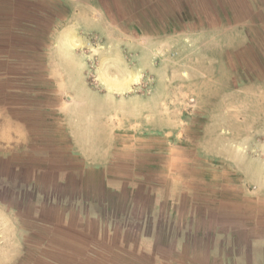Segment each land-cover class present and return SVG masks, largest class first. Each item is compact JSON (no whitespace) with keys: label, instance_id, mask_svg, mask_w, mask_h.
<instances>
[{"label":"crops","instance_id":"obj_1","mask_svg":"<svg viewBox=\"0 0 264 264\" xmlns=\"http://www.w3.org/2000/svg\"><path fill=\"white\" fill-rule=\"evenodd\" d=\"M60 1L90 7V28L108 20L104 6L114 3ZM186 1L189 10L196 5ZM217 2L202 0V7L217 12L218 23L201 18L218 29L190 37L210 38L203 50L223 55L221 69L232 53L240 70L264 71V0ZM18 48L14 37L0 36V165L14 172L4 175L0 166V264H264V188L254 184L264 174L243 172L250 159L240 165L220 148H204L196 169L179 173V159L158 149V126L131 143L103 117H36L45 96L33 87L36 63L14 58ZM256 75L232 90L242 94L249 83L257 91L264 79ZM25 152L26 164L19 160Z\"/></svg>","mask_w":264,"mask_h":264},{"label":"rangeland","instance_id":"obj_2","mask_svg":"<svg viewBox=\"0 0 264 264\" xmlns=\"http://www.w3.org/2000/svg\"><path fill=\"white\" fill-rule=\"evenodd\" d=\"M113 1L104 6L108 20L92 30L87 20L90 7L68 6L60 0H0V36L14 37L19 46L16 60L28 56L36 63L33 87L45 96L36 102L41 106L36 117L57 112L84 122L103 117L131 143L158 126V149L162 156L179 159V173L196 169L195 159L204 148H220L218 152L237 164L250 159L243 172L264 174V84L258 83L254 91L247 83L242 94L232 90L251 74H258L262 82L264 71L240 70L232 53L224 55L228 68L221 69L223 55L203 50L202 42L210 38L190 37L217 30L201 15H214L218 23V13L204 12L202 0H194L190 10L186 0ZM26 47L34 54H26ZM49 61L65 69H44ZM231 80L234 85L226 83ZM60 85L68 91L61 92ZM5 153L4 160H9ZM19 160L26 164L27 153ZM0 166L4 175L14 173L6 161ZM210 168H225L227 173L234 167ZM254 184L264 188V181ZM260 201L264 205V198Z\"/></svg>","mask_w":264,"mask_h":264}]
</instances>
